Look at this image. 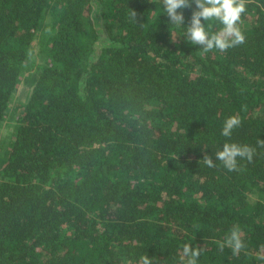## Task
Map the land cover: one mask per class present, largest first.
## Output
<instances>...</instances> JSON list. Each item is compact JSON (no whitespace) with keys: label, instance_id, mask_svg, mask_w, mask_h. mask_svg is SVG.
<instances>
[{"label":"trees","instance_id":"obj_1","mask_svg":"<svg viewBox=\"0 0 264 264\" xmlns=\"http://www.w3.org/2000/svg\"><path fill=\"white\" fill-rule=\"evenodd\" d=\"M160 4L0 0V122L53 18L0 167V264H176L185 243L198 264H264V0H246L243 43L207 53ZM225 141L253 159L227 170Z\"/></svg>","mask_w":264,"mask_h":264},{"label":"clouds","instance_id":"obj_2","mask_svg":"<svg viewBox=\"0 0 264 264\" xmlns=\"http://www.w3.org/2000/svg\"><path fill=\"white\" fill-rule=\"evenodd\" d=\"M194 5L188 23H185L184 10ZM161 9L170 20V25L182 32L185 42L199 46L202 52L211 50L224 51L241 44L245 34L241 29V17L246 12V0H161ZM133 20L135 13H130ZM213 24L218 25L215 31L211 30ZM240 124L239 117H227L221 128V135L231 137L233 129ZM258 146L264 147V140L257 141ZM255 148L247 144H238L225 141L220 150L214 153L215 160L222 162L229 170H235L239 159L251 161ZM208 167L214 166L213 159L204 155L201 160ZM232 252L238 253L243 247V241L238 229L234 228L226 237L225 242ZM176 264H198L203 248L185 243L180 250ZM155 257L142 254L137 257L135 264H154Z\"/></svg>","mask_w":264,"mask_h":264},{"label":"rangeland","instance_id":"obj_3","mask_svg":"<svg viewBox=\"0 0 264 264\" xmlns=\"http://www.w3.org/2000/svg\"><path fill=\"white\" fill-rule=\"evenodd\" d=\"M52 21L53 18L50 15H46L44 19V29L42 27V29L38 31L29 49V58L33 65H24L22 67L18 84L11 95L4 119L0 122V167L3 162L4 151L12 140L14 134L16 118L22 111L30 96L38 70L36 65L42 64L46 60V54L42 49L41 41L46 36L47 28L50 26ZM4 180L6 179L0 175V183ZM256 198L257 192L254 189L248 192L247 199L249 202L255 201Z\"/></svg>","mask_w":264,"mask_h":264}]
</instances>
